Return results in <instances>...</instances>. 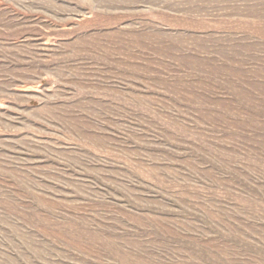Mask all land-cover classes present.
<instances>
[{
    "label": "rangeland",
    "instance_id": "1",
    "mask_svg": "<svg viewBox=\"0 0 264 264\" xmlns=\"http://www.w3.org/2000/svg\"><path fill=\"white\" fill-rule=\"evenodd\" d=\"M0 264H264V0H0Z\"/></svg>",
    "mask_w": 264,
    "mask_h": 264
}]
</instances>
